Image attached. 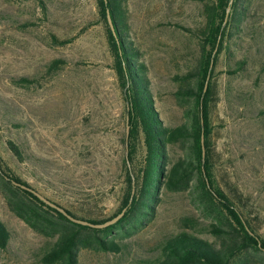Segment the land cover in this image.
<instances>
[{
	"label": "rangeland",
	"instance_id": "rangeland-1",
	"mask_svg": "<svg viewBox=\"0 0 264 264\" xmlns=\"http://www.w3.org/2000/svg\"><path fill=\"white\" fill-rule=\"evenodd\" d=\"M126 5L129 38L145 67L155 108L164 125L176 126L183 122L184 107L174 92L180 85L178 77L198 63L200 45L191 30L202 21L203 4L127 0ZM252 5L262 13L264 0H252ZM0 15L1 157L45 198L79 216H109L118 205L127 116L106 38L96 22L95 0H49L46 11L35 0H0ZM53 59L65 64L49 74L43 65ZM223 66L220 55L210 108L216 175L264 240V74L252 106L229 110L225 92L235 95L248 90L253 77L227 76ZM34 75V83L16 82ZM7 117L22 127L13 128ZM8 139L20 140L44 160L45 167L43 163V168L27 163L15 166L5 148ZM181 154L178 145L169 147L171 160ZM187 214L203 224L218 222L197 210L190 190L164 192L155 218L128 237L129 251L120 255L82 249L78 264L154 259L160 243L176 232L178 218ZM0 220L12 234L8 249L0 251V264H42L40 255L52 238L34 233L8 211L1 196ZM201 237L219 243L206 233ZM254 264H264V258Z\"/></svg>",
	"mask_w": 264,
	"mask_h": 264
},
{
	"label": "trees",
	"instance_id": "trees-1",
	"mask_svg": "<svg viewBox=\"0 0 264 264\" xmlns=\"http://www.w3.org/2000/svg\"><path fill=\"white\" fill-rule=\"evenodd\" d=\"M35 1L46 11L49 0ZM193 1L203 4L202 21L191 30L199 41L200 56L193 71L178 77L180 85L174 92L184 107L183 122L166 126L155 108L139 51L129 38L127 0H95L96 22L104 32L128 116V134L122 138L127 152L122 160L118 205L109 216L95 219L79 216L49 200L72 217L92 224H103L126 208L116 223L91 228L69 221L31 192L13 184L14 181L35 191L0 155V196L8 211L34 233L52 238L40 255L42 264H78L80 251L87 248L123 255L129 251L128 237L155 218L161 195L185 190H190L201 214L218 222L203 224L193 214L183 215L177 220L176 232L160 243L158 256L151 260L136 257L127 264H254L264 258V240L245 217L239 201L231 198L217 179L210 121L220 55L224 57V74L253 77L248 90L235 95L225 92L228 109L250 107L254 102L255 90L264 74V9L258 13L252 0ZM108 15L115 35L108 25ZM64 64L61 59H53L43 67L50 74ZM36 78L20 77L16 82L31 84ZM3 102L0 98V105ZM250 110L254 118L255 112ZM7 121L13 128L22 127L11 117ZM4 144L15 166L27 163L43 168V163L45 167L44 160L37 159L20 140L8 139ZM175 145L182 148V154L171 160L169 147ZM203 233L219 243L204 239ZM11 238L10 229L0 220V251L8 249Z\"/></svg>",
	"mask_w": 264,
	"mask_h": 264
},
{
	"label": "water",
	"instance_id": "water-1",
	"mask_svg": "<svg viewBox=\"0 0 264 264\" xmlns=\"http://www.w3.org/2000/svg\"><path fill=\"white\" fill-rule=\"evenodd\" d=\"M104 1L106 2V0H104ZM228 11H229V8H227V12ZM107 21H108V25H109L110 29L112 30V32L115 35L114 27H113V24H112V21H111L109 15L107 16ZM128 129H129V126H128V116H127L126 117V135L128 134ZM202 157H204V148L203 147H202ZM12 183L15 184V185L20 186L22 189H25V190L31 192L39 200H41L43 203H45L49 207H51V208L57 210L58 212H60L61 214H63L69 221H71V222H73L75 224H79V225H83V226H88V227H91V228H104V227H107L109 225H112V224L116 223L124 215V213L126 211V208H124L117 216H115L114 218H112L111 220H109V221H107V222H105L103 224H92V223H90L88 221H83V220L76 219V218L72 217L63 208H61L58 205H56L55 203L51 202L49 199L45 198L43 195H41L40 193L34 191L33 189L27 188V187L22 186L20 184H17L14 181Z\"/></svg>",
	"mask_w": 264,
	"mask_h": 264
}]
</instances>
